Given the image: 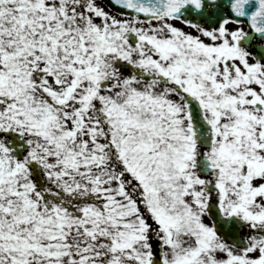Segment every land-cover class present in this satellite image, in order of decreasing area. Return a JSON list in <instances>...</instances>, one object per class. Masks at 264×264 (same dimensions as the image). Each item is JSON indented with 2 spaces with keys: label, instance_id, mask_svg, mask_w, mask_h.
<instances>
[{
  "label": "snow or ice",
  "instance_id": "1",
  "mask_svg": "<svg viewBox=\"0 0 264 264\" xmlns=\"http://www.w3.org/2000/svg\"><path fill=\"white\" fill-rule=\"evenodd\" d=\"M0 264H264V0H0Z\"/></svg>",
  "mask_w": 264,
  "mask_h": 264
}]
</instances>
